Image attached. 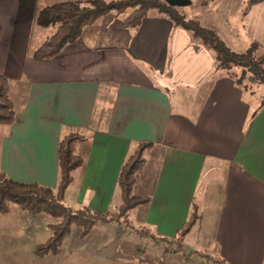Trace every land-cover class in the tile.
Segmentation results:
<instances>
[{
	"label": "crops",
	"instance_id": "obj_1",
	"mask_svg": "<svg viewBox=\"0 0 264 264\" xmlns=\"http://www.w3.org/2000/svg\"><path fill=\"white\" fill-rule=\"evenodd\" d=\"M39 2L0 0V74L20 83L15 121L0 128V169L17 181L56 187L59 141L80 132L74 204L111 211L122 163L138 143H150L156 168L144 225L173 238L207 172L219 191L216 258L264 264L262 101L216 71L212 50L161 13H147L134 27L109 11L60 55L33 58ZM247 17L248 35L263 44L264 2Z\"/></svg>",
	"mask_w": 264,
	"mask_h": 264
},
{
	"label": "rangeland",
	"instance_id": "obj_2",
	"mask_svg": "<svg viewBox=\"0 0 264 264\" xmlns=\"http://www.w3.org/2000/svg\"><path fill=\"white\" fill-rule=\"evenodd\" d=\"M64 0H40L38 9L45 5ZM85 3V0H79ZM112 1V0H105ZM186 6H179L178 10L186 18H193L206 28L214 30L224 42L235 51H243L253 38L248 35L247 9L248 0H190ZM129 9L119 13L126 15ZM159 13L155 9L148 14ZM55 27H39L34 25L32 45H39L45 37L54 32ZM191 38L195 37L186 31ZM42 37L37 40V37ZM40 41V42H39ZM264 46L263 44H259ZM213 52V51H212ZM214 53V52H213ZM12 97L16 98L18 82L9 79ZM14 87V89H13ZM246 89L245 96L256 102L264 99V85L251 84ZM148 150V149H147ZM151 151L145 152L146 164L140 174L135 188L137 195L148 196L153 187L156 157ZM78 169L72 172L73 180L66 187L67 196L63 202L73 208V196ZM201 185L195 194L194 202L200 219L189 229L181 241L174 237L159 238L153 230L144 225L143 215L145 207L140 205L127 212L125 222L96 223L87 234H81V226L73 223L69 233L62 239L59 250L55 254L40 255L36 247L44 243L51 231L48 223L56 220L46 213L30 214L17 204H11L7 211L8 218L0 221V264H217L215 258L214 231L217 223L219 207V191L212 187L209 173H205ZM219 178V177H218ZM117 199L111 212L117 211L121 202V194L117 190ZM120 201V202H119ZM117 202V203H116ZM1 213V212H0ZM6 213V212H5ZM25 214L21 217L18 214ZM2 214V213H1ZM1 216V215H0ZM75 260V261H74Z\"/></svg>",
	"mask_w": 264,
	"mask_h": 264
},
{
	"label": "trees",
	"instance_id": "obj_3",
	"mask_svg": "<svg viewBox=\"0 0 264 264\" xmlns=\"http://www.w3.org/2000/svg\"><path fill=\"white\" fill-rule=\"evenodd\" d=\"M247 9L264 0H248ZM129 9L124 17L126 26H137L149 10L155 9L164 15L175 27L191 32L207 48L214 52L215 70L230 76L243 89L250 90L251 84L264 85V46L251 42L243 51L231 49L217 32L206 28L193 18H186L177 6H170L164 0H64L36 9L34 23L39 27L54 26V32L31 51L36 59L53 58L60 55L64 47L76 40L84 27L94 23L109 11L121 13ZM264 104V99L262 100ZM15 121V109L11 95L10 80L0 74V128ZM84 140L80 132H71L61 137L58 144V181L56 187L37 182H21L12 179L0 169V212L5 213L11 204H17L30 214L46 213L56 222L48 223L51 233L47 240L36 247L40 255L55 254L62 239L69 233L73 223L81 226L85 235L96 223L125 222L127 212L136 206L149 203V196L137 195L135 188L145 164V151L150 143L140 142L121 165L117 187L121 202L117 211L99 212L83 205L73 208L63 202L66 187L73 179L72 172L83 165V157L76 148ZM200 219L195 203L188 219L178 229L175 239L181 241L189 229ZM160 240L166 239L162 236ZM218 264H228L215 258Z\"/></svg>",
	"mask_w": 264,
	"mask_h": 264
},
{
	"label": "water",
	"instance_id": "obj_4",
	"mask_svg": "<svg viewBox=\"0 0 264 264\" xmlns=\"http://www.w3.org/2000/svg\"><path fill=\"white\" fill-rule=\"evenodd\" d=\"M170 6H186L191 3L190 0H164Z\"/></svg>",
	"mask_w": 264,
	"mask_h": 264
}]
</instances>
